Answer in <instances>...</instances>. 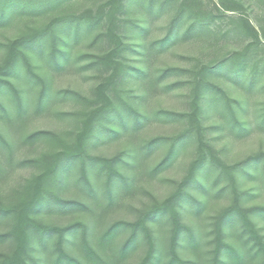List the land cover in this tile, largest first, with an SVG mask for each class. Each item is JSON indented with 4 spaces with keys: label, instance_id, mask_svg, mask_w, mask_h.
<instances>
[{
    "label": "trees",
    "instance_id": "16d2710c",
    "mask_svg": "<svg viewBox=\"0 0 264 264\" xmlns=\"http://www.w3.org/2000/svg\"><path fill=\"white\" fill-rule=\"evenodd\" d=\"M220 3L222 11L204 13L193 10L189 0H0V120L10 133L0 130V184L15 167L37 170L16 199L0 202V226H6L0 231V245L11 246L0 254V264H124L141 244L145 252L135 264H264V205H242L251 194L240 187L250 182L252 190L264 189V153L227 164L213 143L250 131V93L255 89L264 93V57L256 56L264 45L246 17L230 18L232 32L244 38V46L212 56L208 50L230 32L218 27L221 17L245 7L241 0L237 6ZM134 8L142 10L138 14L146 25L132 22ZM162 16L168 22L161 37L144 45L125 39L123 30L129 23L147 36L151 22ZM11 29L13 35H7ZM87 41L88 50L83 51ZM184 43L201 45L200 53H208L189 57L186 67L158 65ZM68 66L97 74L92 93L51 88V75ZM36 87L39 91L31 103L29 93ZM159 87L166 91L187 87L185 110L148 113L146 101ZM67 99L74 102L73 110L54 107ZM257 105L252 125L264 133V100ZM44 111L71 119L73 128L23 134L20 145L38 143L44 148L33 159L15 161L17 140L11 130L21 128L31 113ZM151 118L176 121L183 129L154 136L143 147L132 146L120 155L92 153L107 139L138 131ZM187 145L195 146L194 157L176 190L146 208L136 221H114L93 240L86 220L63 226L45 221L50 216L84 214L96 224L115 195L131 189L134 175L129 178L124 168L137 169L141 160L167 146L148 172L157 176ZM222 179L228 183L215 195L230 189L233 201L213 216L207 233L199 221L204 199ZM72 187L77 197H64ZM165 222L168 236L159 243L155 227ZM124 233V240L117 243Z\"/></svg>",
    "mask_w": 264,
    "mask_h": 264
},
{
    "label": "rangeland",
    "instance_id": "374dc122",
    "mask_svg": "<svg viewBox=\"0 0 264 264\" xmlns=\"http://www.w3.org/2000/svg\"><path fill=\"white\" fill-rule=\"evenodd\" d=\"M221 2L226 6H237L235 5L237 0H234L231 3V0H189L193 10L200 12H216L215 8H218L222 11ZM244 2L245 7L240 8L238 11L226 12L225 16L221 17L222 21L218 23V27L221 30L230 31L229 35L218 41L217 45L213 48H210L208 52L213 56L224 55L227 52L233 50H241L244 46L245 40L236 34L235 31L232 32L233 26L230 24V18L240 19V17H246L251 26H253L258 34L259 40L264 45V0L260 2L259 0H241ZM237 4V3H236ZM141 9H135L131 11V19H137L138 23L146 25L147 21L142 20L138 11ZM142 11V10H141ZM149 22V17L145 18ZM130 22V21H129ZM168 20L166 16H162L152 23L151 32L147 36H142L140 32H137V29L133 27L130 23L128 27L123 30L125 33V39L129 42H141L143 45L146 44L149 40L161 37L165 32V27ZM150 23V24H151ZM134 29L136 31H134ZM12 29L7 31V35H13ZM137 35V36H136ZM131 36V37H130ZM129 37V38H128ZM0 40L2 38L0 37ZM88 41L84 46H81V49L88 50ZM201 46V45H200ZM196 47L193 44L184 43L180 44L170 50L158 61L159 66L169 65V66H188L189 57H198L202 58L208 52H205L204 55L200 53L201 47ZM3 53L0 49V60L2 59ZM202 56V57H201ZM256 56L260 59L264 57V49L260 47ZM207 61L208 59H204ZM97 74H94L91 70H86L85 72H79L76 67L68 66L63 71L59 73H54L50 77L51 88L54 91L59 90H68L74 89L78 90L86 95L92 93L93 83L96 81ZM172 79H169L171 81ZM264 80V77L262 78ZM261 80V82H262ZM260 82V83H261ZM168 82L167 84H169ZM24 86H26L24 84ZM259 87V85L257 86ZM39 91V87L34 88L32 92L29 93V100L31 103L35 100V97ZM187 87H180L179 89H171L166 91L159 87L153 94H151L146 101V111L151 113L152 111L157 110H168V111H182L186 108V95ZM250 120L251 128L250 131L241 138H234L229 135V137L217 139L213 141L215 144V149L218 152L220 158H222L225 163L232 164L237 161L245 159L247 156L252 155L256 152L264 153V133L260 132L254 125H252V120H254V109L258 107L257 104H260L264 100V93H259L257 89L251 91L250 93ZM6 104H9L7 101ZM14 103H11L13 107ZM54 107L62 110L63 112H69L75 108V104L72 100H65L59 102ZM30 104V111H31ZM257 109V108H256ZM55 112V113H54ZM44 111L41 114H30L28 118L22 123L21 128L13 129L16 140H17V149L15 152V161H24L37 157L39 153L44 148L42 144H33L31 146H23L18 142L23 134L30 133L37 130H52V131H67L73 128V121L71 119L62 118L56 114V111ZM183 129L182 125L176 121H171L161 118H151L149 121L145 122L144 125L136 132H122L118 137L107 139L103 144H99L92 150L93 154L103 155V156H116L120 155L124 149L133 147H143L145 141L148 139L159 136V135H173ZM0 130L4 132L5 135H10L9 131L3 127V123L0 120ZM226 136H228L225 133ZM10 137V136H9ZM216 135H212V138H215ZM167 147V146H166ZM165 146L161 149L154 151L148 158L141 160L140 166L137 169L133 167L124 168L125 174L132 177V187L128 192L121 193L120 195H115L114 203H112L108 208L103 210V214L98 217L97 223H93L88 215H78L73 214L66 217L61 216H50L44 218L47 223H51L58 226L67 225L72 223L75 220H86L90 225V238L93 240L94 237L103 229H105L109 224L117 220H125L134 222L138 219L140 214L148 208L150 205L157 201H162L170 193L176 190L178 183L183 179L188 169V165L194 157V145H187L180 153L175 157L173 162L165 171L158 174L157 176H150L149 171L152 169V166L157 163L164 154ZM37 170L33 167H15L10 171L8 177L0 184V202H10L16 199L21 193L23 186L30 180ZM215 173V172H213ZM215 175V174H213ZM258 178H261L259 171H256ZM213 178V176H212ZM228 182L226 180L219 181L217 187L207 194L204 199L205 205L203 208L202 216L200 221L201 226L205 232L210 231L211 219L216 215L220 210L230 205L233 201L230 189L223 192L222 194L215 195L219 188L223 187ZM241 190L246 192L248 191L251 196L247 195V198L243 200L242 205L248 207L252 205H264V189L256 190L252 184L249 182L242 183L240 185ZM101 188L97 189L98 193ZM252 192L254 197H252ZM78 192L74 187L65 191L63 193L64 197L75 199ZM252 197V198H251ZM106 203V202H105ZM103 203V209L105 207ZM82 219H81V218ZM188 221V219H186ZM259 226H262L259 225ZM6 226L1 225L0 231H5ZM169 230V223L161 226L155 227V235L159 243H165ZM261 232L264 234V227ZM126 233L122 234L118 239L117 243H121L126 237ZM10 244L0 245V254H5L10 251ZM145 252V246L140 245L139 249L129 258L124 264H135L143 256Z\"/></svg>",
    "mask_w": 264,
    "mask_h": 264
}]
</instances>
